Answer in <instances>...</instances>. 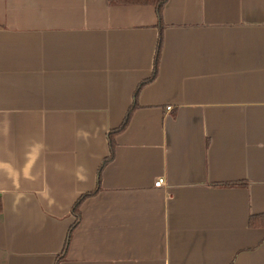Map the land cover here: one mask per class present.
Instances as JSON below:
<instances>
[{
	"label": "crops",
	"instance_id": "obj_1",
	"mask_svg": "<svg viewBox=\"0 0 264 264\" xmlns=\"http://www.w3.org/2000/svg\"><path fill=\"white\" fill-rule=\"evenodd\" d=\"M0 201V264H264V0H0Z\"/></svg>",
	"mask_w": 264,
	"mask_h": 264
},
{
	"label": "trees",
	"instance_id": "obj_2",
	"mask_svg": "<svg viewBox=\"0 0 264 264\" xmlns=\"http://www.w3.org/2000/svg\"><path fill=\"white\" fill-rule=\"evenodd\" d=\"M115 3L119 4H139V5H154L157 6L158 14L162 16V10L167 0H112ZM125 124H123L124 126ZM122 129V128H121ZM80 203L77 205L76 213L78 214V207ZM2 211V204L0 201V212ZM252 224L255 226H263L264 227V216L257 217L255 221L253 220Z\"/></svg>",
	"mask_w": 264,
	"mask_h": 264
},
{
	"label": "built area",
	"instance_id": "obj_3",
	"mask_svg": "<svg viewBox=\"0 0 264 264\" xmlns=\"http://www.w3.org/2000/svg\"><path fill=\"white\" fill-rule=\"evenodd\" d=\"M163 184H164V181L163 180H159L158 182H156L155 187L156 188H161L163 186Z\"/></svg>",
	"mask_w": 264,
	"mask_h": 264
}]
</instances>
